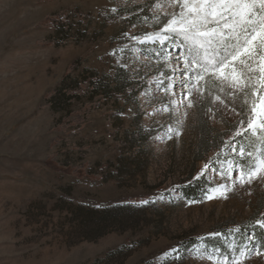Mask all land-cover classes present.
Listing matches in <instances>:
<instances>
[{
	"label": "rangeland",
	"instance_id": "1",
	"mask_svg": "<svg viewBox=\"0 0 264 264\" xmlns=\"http://www.w3.org/2000/svg\"><path fill=\"white\" fill-rule=\"evenodd\" d=\"M166 11L167 0H0V264H217L208 249L238 254L253 232L264 251V182L233 184L222 163L238 159L224 145L241 100L212 80L187 98L163 91L175 60L131 39L159 31ZM117 204L133 218L99 237L84 228ZM212 232L224 235L203 239Z\"/></svg>",
	"mask_w": 264,
	"mask_h": 264
},
{
	"label": "snow or ice",
	"instance_id": "2",
	"mask_svg": "<svg viewBox=\"0 0 264 264\" xmlns=\"http://www.w3.org/2000/svg\"><path fill=\"white\" fill-rule=\"evenodd\" d=\"M167 8L171 11L163 13L167 18L159 31L131 39L139 44L159 45L163 52L156 50L155 57L163 56L165 62L175 60L176 67L170 70L168 83L157 81L163 84V91L175 87L182 98H187L212 80L220 91L228 89L230 97L241 100L239 111L235 106L231 109L235 128L224 145L238 159L222 163L236 172V176L230 178L233 184L264 182V0H167ZM157 22L160 23L159 17ZM188 106H192L191 101ZM171 138L172 133H169ZM250 138L254 141L251 148H247L244 141ZM223 187L222 197L227 199V185ZM256 225L264 230V219H258ZM229 231L238 233L240 228ZM223 235L212 232L203 239ZM259 239L253 232L247 236L250 243L242 246L238 254L233 244L231 255L221 254L220 249H208L207 258L216 259L217 264H242L251 256H264L261 247L256 246ZM206 247L198 246L197 251ZM173 253L180 259V249H173Z\"/></svg>",
	"mask_w": 264,
	"mask_h": 264
},
{
	"label": "trees",
	"instance_id": "3",
	"mask_svg": "<svg viewBox=\"0 0 264 264\" xmlns=\"http://www.w3.org/2000/svg\"><path fill=\"white\" fill-rule=\"evenodd\" d=\"M68 79V78H67ZM67 79L65 78L63 80V85H61L59 92L60 96L56 95V97H64L66 96V93L64 92V85L66 84ZM103 83L102 80H100V85ZM100 86L95 87V89H99ZM103 89H105L107 92L111 89V86L109 83L103 85ZM207 140V139H206ZM209 141L207 140V144ZM132 209L129 208V206H124L121 204L112 205L111 207H105L103 210V213L101 215V218H93L92 216L89 219H85L84 228L88 231L91 230L92 232L94 230L98 231V237L108 232L111 228H114L117 224H122L130 219L133 218L134 212L131 211Z\"/></svg>",
	"mask_w": 264,
	"mask_h": 264
}]
</instances>
